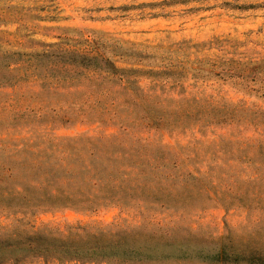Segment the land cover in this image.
I'll return each instance as SVG.
<instances>
[{
	"label": "rangeland",
	"instance_id": "374dc122",
	"mask_svg": "<svg viewBox=\"0 0 264 264\" xmlns=\"http://www.w3.org/2000/svg\"><path fill=\"white\" fill-rule=\"evenodd\" d=\"M57 161L124 171L130 185L140 171L158 179L129 205L0 214V231L101 230L136 240L162 233L207 250L264 247V0H0L8 190L22 191L16 180L31 164Z\"/></svg>",
	"mask_w": 264,
	"mask_h": 264
},
{
	"label": "trees",
	"instance_id": "16d2710c",
	"mask_svg": "<svg viewBox=\"0 0 264 264\" xmlns=\"http://www.w3.org/2000/svg\"><path fill=\"white\" fill-rule=\"evenodd\" d=\"M131 166L135 167V164ZM30 169L29 176L16 180L22 191L13 194L7 188L14 179L13 170L10 166L6 168L0 165V214H26L40 208L54 207L80 206L89 209L105 201L129 205L136 198H145V185L158 179L140 171L134 179L135 185H130L128 173L124 171H111L107 166L97 167L93 164L72 168L63 166L59 161L46 165L33 163ZM165 179L167 182L175 181L173 178ZM32 181L38 191H33L36 187H31L32 191L28 189L26 184ZM259 181L264 185V178ZM154 201L167 205L158 197ZM83 232L82 229L71 230L63 236L47 228L27 230L22 225L2 229L0 264H20L31 258L54 259L59 262L97 258H117L123 261L196 258L217 264H264L263 246H232L228 243L207 250L203 246L193 248L185 240L173 242L162 233L136 240L125 233L117 235L103 233L101 230L92 234ZM106 235L109 237L107 240ZM84 237L88 239L83 241Z\"/></svg>",
	"mask_w": 264,
	"mask_h": 264
}]
</instances>
